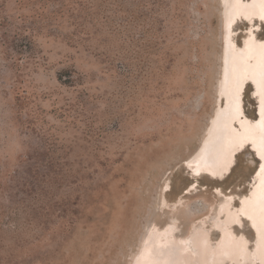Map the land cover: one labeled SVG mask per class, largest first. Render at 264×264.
<instances>
[{
    "label": "rangeland",
    "instance_id": "374dc122",
    "mask_svg": "<svg viewBox=\"0 0 264 264\" xmlns=\"http://www.w3.org/2000/svg\"><path fill=\"white\" fill-rule=\"evenodd\" d=\"M227 3L0 0V264H181L175 244L152 255L169 223L203 232L215 264H235L230 234L240 264H264V227L224 211L256 185L251 145L223 174L189 162L227 105V43L264 40V20L230 22Z\"/></svg>",
    "mask_w": 264,
    "mask_h": 264
},
{
    "label": "bare ground",
    "instance_id": "6f19581e",
    "mask_svg": "<svg viewBox=\"0 0 264 264\" xmlns=\"http://www.w3.org/2000/svg\"><path fill=\"white\" fill-rule=\"evenodd\" d=\"M227 11V14L230 16L228 18L230 22L239 16H245L244 18L248 19L255 16L261 18L264 16V3H261V0H228ZM253 32L254 31H251V34L243 40L240 48L235 41L230 40V42L227 43L230 52H228V69L225 77L227 105L224 107L225 110L223 112L220 111L218 118L216 114H218L219 111L214 114L213 120H215V118L217 120H215V122L211 120V122H214L213 126L210 122L209 124L211 126L209 125V128L207 127L208 134H206L207 136L204 138V142L200 145V149L198 148L199 150H197L189 162L193 164L195 171L199 169H209L213 173L223 174L228 168L232 154L237 151L238 148L242 147L241 144L243 143V146L246 144L251 145V148L259 156V165L256 175L254 176L256 185L250 195L242 199L239 208L230 209L228 202H226V210L224 209V211H226L225 217L229 224L239 221V212H241L243 215L249 217V221H252L254 224L253 227L255 226L257 228V221L264 227V202L258 200L260 194L264 192V173L260 171V163H264V161L260 160L259 155L262 150L260 141V122L262 120L261 100L262 94H264V82H261L257 75L259 66L264 64V40L255 37ZM241 53H243V55H241ZM247 82L253 86V94L257 98L258 113L256 114L255 121L249 120L247 116L242 115L243 112L241 111L240 90L242 89V85ZM236 123L238 127H235ZM216 222H218V224L216 223L214 226L223 227L220 219L217 218ZM229 224L226 222L224 225L228 228ZM175 227L173 223H169L167 228L156 232V237L153 241L154 249L153 251L151 250L155 260H164L167 257V253L171 250V246L175 244L177 252L180 255L179 262L181 264H186L185 258L195 257L197 254L201 255L200 264H215V261L212 260L213 250H211L210 247H204L203 232H187L182 235L176 232ZM227 228L226 230H228ZM261 230H259V232ZM262 234L263 233H261V235ZM223 235H227L226 231L223 232ZM262 236L264 237V235ZM227 238L228 240L226 237L225 240L228 241L226 245L230 249V259L234 261L235 264H240L241 260L247 259L245 242L242 237L236 238L235 236H231V234L228 235ZM263 239L264 238H262V240ZM263 241H261V246ZM183 259L184 262L181 261Z\"/></svg>",
    "mask_w": 264,
    "mask_h": 264
},
{
    "label": "snow or ice",
    "instance_id": "6c2138e0",
    "mask_svg": "<svg viewBox=\"0 0 264 264\" xmlns=\"http://www.w3.org/2000/svg\"><path fill=\"white\" fill-rule=\"evenodd\" d=\"M261 3H264V0H261ZM262 20H264V16L261 17ZM243 55V53H241ZM257 75L259 76L261 82H264V64H261L259 66ZM239 83V82H238ZM261 117L262 120L260 122V127H261V152L259 153L260 155V160L264 161V94H262V100H261ZM243 146V143L241 144ZM260 171L264 173V163H260ZM260 202H264V193L260 194L259 197Z\"/></svg>",
    "mask_w": 264,
    "mask_h": 264
}]
</instances>
